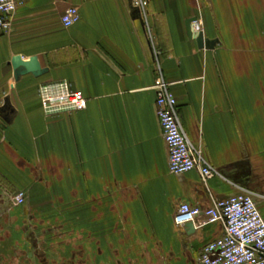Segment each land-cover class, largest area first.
<instances>
[{
	"label": "crops",
	"instance_id": "1",
	"mask_svg": "<svg viewBox=\"0 0 264 264\" xmlns=\"http://www.w3.org/2000/svg\"><path fill=\"white\" fill-rule=\"evenodd\" d=\"M70 6L80 19L66 27ZM146 9L145 22L130 0H25L0 31V109H12L8 120L0 112L5 263L26 235L49 247L50 228L38 236L34 225L36 199L91 206V224L71 229L79 239L90 232L89 244L67 249L84 250L92 264H202L203 247L224 224L187 235L174 221L183 202L209 207L245 189L264 216V0H148ZM190 18L194 31L219 40L214 48L189 37ZM15 55L37 56L48 71L17 80ZM160 72L192 143L220 175L204 181L198 170L170 172L156 114ZM56 80L83 91L87 107L48 115L38 88ZM18 191L28 195L25 204L15 202Z\"/></svg>",
	"mask_w": 264,
	"mask_h": 264
},
{
	"label": "built area",
	"instance_id": "2",
	"mask_svg": "<svg viewBox=\"0 0 264 264\" xmlns=\"http://www.w3.org/2000/svg\"><path fill=\"white\" fill-rule=\"evenodd\" d=\"M25 0H0V31H8L18 5ZM141 10L146 22L148 0H130ZM80 19L77 7L70 6L62 15V23L69 27ZM156 114L160 121L164 140L169 151V170L183 174L198 170L204 181L220 175L188 136L179 114L178 101L170 89V83L160 72L154 84ZM43 109L48 115L63 111H81L87 107L83 91L75 89L67 80L42 83L38 88ZM24 193L15 195V202L24 201ZM177 225L193 222L202 227L206 224H224L222 236L205 244L201 253L202 264H264V216L255 195L249 190L217 200L209 207L183 202L174 217Z\"/></svg>",
	"mask_w": 264,
	"mask_h": 264
},
{
	"label": "rangeland",
	"instance_id": "3",
	"mask_svg": "<svg viewBox=\"0 0 264 264\" xmlns=\"http://www.w3.org/2000/svg\"><path fill=\"white\" fill-rule=\"evenodd\" d=\"M24 193V201L21 204H25L27 202L28 195L25 194V191H18ZM16 193V194H17ZM30 203L32 202L31 199L29 200ZM34 204V208L36 209L35 213L39 214L35 221L34 225L38 229L37 233L38 236H41L43 232L47 233L44 229L50 228L48 231L50 232V235L52 236L50 239L47 237V241L49 242V247H47L46 251H49V256L52 259H55L59 256H61L62 261L63 260H70L73 259V250L67 249V247H76L80 246L82 242H86L87 245L89 244V235L91 236L90 232L82 234L83 239L80 238V234H76L74 231H71V229H74L76 227H80V225H83V227L87 226L88 224H91V219L94 218L91 217L92 215V208L89 206L88 208H79L76 204H73L72 206H68L66 209L62 204H60L58 201H50V200H44V199H36L32 202ZM117 217V216H116ZM45 219V224H42V220ZM90 220V221H88ZM116 220H119L116 218ZM86 221L88 223H86ZM115 233L114 236V242L121 244L122 240L124 239V233L121 231L122 224H119L116 222L115 224ZM43 231V232H42ZM76 235V236H75ZM43 236V235H42ZM43 239V237H42ZM82 241V242H81ZM26 248H28L30 245H28V241H21ZM76 243V244H75ZM37 244V243H36ZM75 244V245H74ZM48 245V244H45ZM85 245V243H84ZM85 247V246H84ZM96 250V249H95ZM94 249H92L91 252H95ZM125 252H128V249L124 250ZM29 252L32 255V250L29 248ZM90 252V249L88 250V253ZM78 260V259H76ZM36 261V258H35ZM132 261V260H131ZM124 262V264H139V262ZM58 262V261H56Z\"/></svg>",
	"mask_w": 264,
	"mask_h": 264
},
{
	"label": "water",
	"instance_id": "4",
	"mask_svg": "<svg viewBox=\"0 0 264 264\" xmlns=\"http://www.w3.org/2000/svg\"><path fill=\"white\" fill-rule=\"evenodd\" d=\"M136 10V9H135ZM196 21L195 18H190L187 20V31L190 38H195L197 40L198 46L200 48L212 49L219 42L218 39H211L204 36L202 31L196 32L193 30L192 23ZM143 22V21H142ZM10 64L14 68L15 78L18 80L22 75L33 74L34 76H41L48 71L47 68H43L37 56H31L29 60H25L21 55H15ZM2 116L6 120L11 117L12 109L9 105H5L0 109ZM4 112V115H3ZM184 229L187 235H193L196 233V226L193 222H187L184 225Z\"/></svg>",
	"mask_w": 264,
	"mask_h": 264
},
{
	"label": "flooded vegetation",
	"instance_id": "5",
	"mask_svg": "<svg viewBox=\"0 0 264 264\" xmlns=\"http://www.w3.org/2000/svg\"><path fill=\"white\" fill-rule=\"evenodd\" d=\"M26 237L29 242L27 244L30 246L26 248L24 245H22V242H15L13 245L14 250H16V256H14V258H12L9 263H5L6 257H4L3 254L0 252V264H92L88 261V259H86L84 250H73L72 254L74 258H70V260L68 261H62L61 256L55 259L48 258L46 257V248L43 245L39 246L38 244H36L34 242L33 235H26ZM29 248L32 250V255L29 252Z\"/></svg>",
	"mask_w": 264,
	"mask_h": 264
}]
</instances>
